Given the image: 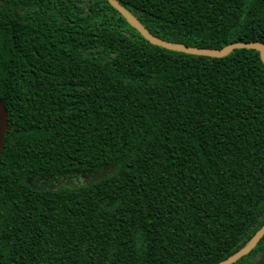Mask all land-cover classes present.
Masks as SVG:
<instances>
[{
    "label": "trees",
    "instance_id": "1",
    "mask_svg": "<svg viewBox=\"0 0 264 264\" xmlns=\"http://www.w3.org/2000/svg\"><path fill=\"white\" fill-rule=\"evenodd\" d=\"M155 36L264 43V0H118ZM0 264H217L264 225V62L150 42L109 0H0ZM232 264H264V235Z\"/></svg>",
    "mask_w": 264,
    "mask_h": 264
},
{
    "label": "water",
    "instance_id": "2",
    "mask_svg": "<svg viewBox=\"0 0 264 264\" xmlns=\"http://www.w3.org/2000/svg\"><path fill=\"white\" fill-rule=\"evenodd\" d=\"M109 1L127 18V20L141 33L143 37H145L150 42L155 43L157 45L169 49L184 51L187 53L203 54V55H210L217 57L224 56L236 48H241V47L253 48L259 51L260 57L264 62V43L261 41H239V42L230 43L220 49L186 46L180 43L167 41L153 35L140 22V20L137 17H135L130 11H128L118 0H109ZM7 129H8V111L6 109L5 104L0 99V154L4 146L5 133ZM263 235H264V225L256 232V234L250 240V242H248L243 248H241L240 250H238L237 252H235L234 254L230 255L228 258L220 261L217 264L234 263L240 257L250 252Z\"/></svg>",
    "mask_w": 264,
    "mask_h": 264
}]
</instances>
